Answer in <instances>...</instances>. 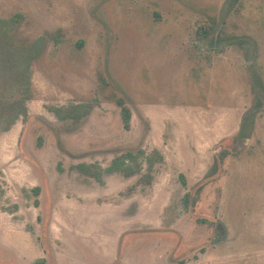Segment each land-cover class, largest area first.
Listing matches in <instances>:
<instances>
[{
  "label": "rangeland",
  "instance_id": "obj_1",
  "mask_svg": "<svg viewBox=\"0 0 264 264\" xmlns=\"http://www.w3.org/2000/svg\"><path fill=\"white\" fill-rule=\"evenodd\" d=\"M15 15L8 47L39 51L0 75V264H264V0H0ZM140 147L150 185L119 162Z\"/></svg>",
  "mask_w": 264,
  "mask_h": 264
},
{
  "label": "trees",
  "instance_id": "obj_2",
  "mask_svg": "<svg viewBox=\"0 0 264 264\" xmlns=\"http://www.w3.org/2000/svg\"><path fill=\"white\" fill-rule=\"evenodd\" d=\"M15 15L9 19L0 18V75L4 78H8L9 74L15 72V69L23 64H29L31 60L35 58L38 54L39 46L38 41H35L32 45L22 46V47H8L7 37L10 29L17 20ZM198 38L207 37L210 34V30L205 27H200L197 31ZM200 49L201 46L198 45ZM117 104L120 106L121 118L123 126L128 128L130 126L131 111L122 98H117ZM56 115L59 114L60 109L53 110ZM243 124L241 125V129ZM125 160L128 162L132 169L139 173L143 169L145 172L141 174L138 179L140 184L150 185L152 182V174L155 169V165L163 161V155L158 149H153L151 152H146L143 148H138L136 150H128L120 157V163ZM115 160L114 165L119 163ZM113 165V167H114ZM113 167H109L107 171L112 170ZM183 185L186 184L184 176L180 175ZM138 183V184H139ZM35 194L39 193V187L35 186L32 188ZM190 193L187 191L182 196V203L187 208L189 202ZM37 201L35 200V204Z\"/></svg>",
  "mask_w": 264,
  "mask_h": 264
},
{
  "label": "crops",
  "instance_id": "obj_3",
  "mask_svg": "<svg viewBox=\"0 0 264 264\" xmlns=\"http://www.w3.org/2000/svg\"><path fill=\"white\" fill-rule=\"evenodd\" d=\"M163 159H164V157H163ZM34 187H35V186H34ZM38 187H39V189H41L40 186H38ZM32 188H33V187H32ZM31 190H32V189H31ZM32 191H33V190H32ZM39 192H40V190H39ZM38 194H39V193H38ZM38 194H37V195H38ZM35 200L37 201L36 204H35ZM35 200H34V205H35V206H38V205H39V200H38V198L35 199ZM40 218H41V214H38V215H37V219L40 220Z\"/></svg>",
  "mask_w": 264,
  "mask_h": 264
}]
</instances>
